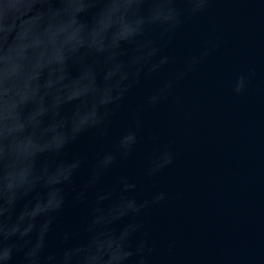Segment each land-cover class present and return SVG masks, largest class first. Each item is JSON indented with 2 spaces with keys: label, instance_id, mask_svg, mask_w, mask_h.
<instances>
[{
  "label": "clouds",
  "instance_id": "clouds-1",
  "mask_svg": "<svg viewBox=\"0 0 264 264\" xmlns=\"http://www.w3.org/2000/svg\"><path fill=\"white\" fill-rule=\"evenodd\" d=\"M216 3L0 0V264H151L157 249L145 217L169 193L142 185L175 165L174 145L153 134L140 175L106 177L136 159L145 113L220 52L217 37L182 61L173 55L186 26ZM254 75L237 76L234 94ZM148 82L113 137L118 111ZM87 133L108 146L81 178L85 158L66 153ZM70 200L86 214L61 228Z\"/></svg>",
  "mask_w": 264,
  "mask_h": 264
},
{
  "label": "water",
  "instance_id": "water-1",
  "mask_svg": "<svg viewBox=\"0 0 264 264\" xmlns=\"http://www.w3.org/2000/svg\"><path fill=\"white\" fill-rule=\"evenodd\" d=\"M217 37L220 52L158 109L145 113V142L136 159L106 177L111 183L120 171L140 175L153 134L174 145L175 165L142 185L145 194L153 185L169 193V200L145 217L157 249L151 264H264V6L257 0H217L177 37L174 58L182 61ZM253 72L247 92L235 95L236 77ZM149 87L151 82L137 89L118 111L113 137ZM107 146L87 133L66 154L85 158L83 178ZM177 192L182 198H176ZM85 214L70 200L59 226L73 227ZM170 243L175 244L171 251Z\"/></svg>",
  "mask_w": 264,
  "mask_h": 264
}]
</instances>
